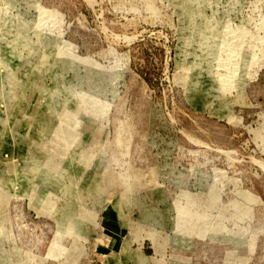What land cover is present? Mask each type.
<instances>
[{
	"label": "rangeland",
	"instance_id": "374dc122",
	"mask_svg": "<svg viewBox=\"0 0 264 264\" xmlns=\"http://www.w3.org/2000/svg\"><path fill=\"white\" fill-rule=\"evenodd\" d=\"M0 264H264V0H0Z\"/></svg>",
	"mask_w": 264,
	"mask_h": 264
},
{
	"label": "bare ground",
	"instance_id": "6f19581e",
	"mask_svg": "<svg viewBox=\"0 0 264 264\" xmlns=\"http://www.w3.org/2000/svg\"><path fill=\"white\" fill-rule=\"evenodd\" d=\"M51 254L53 255V252Z\"/></svg>",
	"mask_w": 264,
	"mask_h": 264
}]
</instances>
